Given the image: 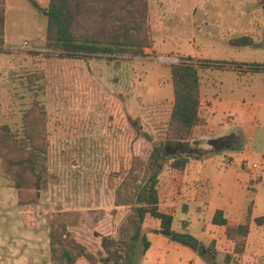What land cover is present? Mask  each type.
Listing matches in <instances>:
<instances>
[{"label":"rangeland","instance_id":"374dc122","mask_svg":"<svg viewBox=\"0 0 264 264\" xmlns=\"http://www.w3.org/2000/svg\"><path fill=\"white\" fill-rule=\"evenodd\" d=\"M260 2L264 0H149L152 33L162 50L109 59L31 55L28 50H45L47 16L41 9L49 0H6L5 46L23 52L0 49V124L21 128L24 111L39 99L47 110L50 144L44 159L47 187L36 204H18L16 189L8 186L0 167V264H66L50 243L51 230L63 226L100 258L98 264H173L179 259L214 264L202 243L215 248L221 260L230 256L233 264H264V225L253 220L246 244L240 246L227 236L226 227L212 221L215 211L223 209L229 225L243 223L250 202L253 218L264 215V139L254 145L213 140L198 127L191 147L170 148L172 153H196L197 143L209 152L191 158L194 164L186 176L168 164L161 171L162 206L176 202V214L192 223L185 230L176 222L180 235L167 237L148 232L159 226L148 215V252L142 239L132 249L127 245L130 206L118 202L146 179L138 175L143 151L133 145L136 132L128 118L138 119L142 131L152 136L148 141L144 135L146 143L157 144L173 106L171 65L189 57L184 55L197 57L195 62L225 58L264 63L260 45L236 47L220 40L222 35L254 32L256 20L264 24ZM205 80L202 112L207 116ZM235 111L231 121L264 120V106L258 114L249 103ZM230 120L226 118L228 127ZM253 170L259 179L251 181ZM77 264L90 263L81 258Z\"/></svg>","mask_w":264,"mask_h":264},{"label":"trees","instance_id":"16d2710c","mask_svg":"<svg viewBox=\"0 0 264 264\" xmlns=\"http://www.w3.org/2000/svg\"><path fill=\"white\" fill-rule=\"evenodd\" d=\"M33 3L38 7L35 1ZM41 10L47 16L45 50H28L31 55L47 58L130 59L145 56L146 48L153 46L149 0H49L48 6ZM5 22L6 0H0V49L23 52L21 49L13 50L5 46ZM229 42L245 46L252 44L254 38L245 33L231 37ZM193 59L195 58L189 56L171 65L173 106L168 120L161 127L156 145L146 143L152 141V136L142 131L138 119L128 118L136 132L133 145L142 146L143 151L138 175L140 178L141 175L146 177L137 191L118 201L130 206L124 233L130 232V235L126 234V243L131 249L139 239L144 242V250L150 245L147 236L143 234L147 215L159 221L157 232L170 237L180 235L174 229V224L178 221L182 222L186 230L189 228V220L179 217L174 207L161 209L159 175L167 164L176 172H184L191 158L209 152L197 143L194 147L196 153H172L170 148L191 147L196 128L208 123L207 116L202 112L200 69L226 66V62L208 63L199 59L195 62ZM230 66L252 71L264 70L263 66ZM29 79L30 87L34 90L33 76ZM39 89H43L42 84ZM47 130V110L39 99L34 100L24 111L21 128L14 130L7 123L0 124V167L8 177V186L16 189L20 206L38 203L42 191L47 187V164L44 162L50 144ZM144 135L151 139L147 141ZM184 210L188 211L187 206ZM253 220L258 225H264V215L253 218L252 202L248 205L245 221L238 225H229L223 209H217L213 216V223L226 226L227 236L240 246L246 244ZM50 243L52 250L59 252L61 260L66 264H77L81 258L90 264H98L100 261L86 245L70 236L66 226L51 230ZM206 252L211 258L217 255L215 248L206 247ZM227 258L229 260L230 256Z\"/></svg>","mask_w":264,"mask_h":264},{"label":"crops","instance_id":"0c3cea01","mask_svg":"<svg viewBox=\"0 0 264 264\" xmlns=\"http://www.w3.org/2000/svg\"><path fill=\"white\" fill-rule=\"evenodd\" d=\"M158 1L159 3L163 4L162 0H158ZM261 9L264 11V3L260 2V10ZM152 21H155V19L152 17L151 12H150L149 22H150L151 30L153 32ZM156 23L158 22L156 21ZM254 26H255L254 32L248 31V32H244L241 34L237 33L234 36L222 35L220 37V40L222 41V43L231 46L232 44L229 42V39L231 37H237L245 33L251 34L254 38V42L252 44L245 45V46H236V45H232V46L251 47V46L260 45L261 49H263L264 48V24L256 20ZM153 38H154V34H153ZM146 50L147 52L154 51L156 53H159L162 50V48H161V45L157 44L154 38L153 46L147 47ZM184 56H192V55H184ZM194 58L196 59L197 57H194ZM217 61L226 62V66L208 67L205 69H200L199 71L201 75V93H202V88H203L204 80H205L204 76L206 75V80H205L206 85H207L206 113H207L208 123L205 126H198V127H202L203 129H206L208 132L209 138L213 140H219L221 138H226L227 140H247V141H250V144L254 145L257 139L259 140L264 139V120L262 122L260 119L254 118L253 120L248 119V121L247 120L231 121L230 118H231L232 112H234L236 108H238V106L240 105L247 106L249 103V106L256 111V114H258L260 108L264 106V70L258 69V70L252 71L250 69H237L235 67L230 66V64H243V65H253V66H263L264 67V63H258L256 61L251 62L247 60L238 61L236 59H225V58L217 59ZM263 67H260V68H263ZM246 99H248L249 102H247ZM202 102H203V96H202ZM226 118L230 120L229 122L230 127L226 125ZM197 128L195 132L197 131ZM243 153L244 152H242V154ZM253 153L254 151H251V154ZM193 161L194 160L191 159L190 163L188 164L187 169L184 171V176H186L188 168L190 164L193 163ZM253 172L254 170L251 172V181L256 178V176L255 177L252 176ZM254 175H255V172H254ZM162 202H163L162 197H160V207L161 209L164 210L167 207L162 206L163 204ZM174 203L176 202L171 200V202H169V205H171L169 206V208L173 207ZM164 204H168V203L166 202ZM188 212L189 210L185 212V214H188ZM147 216L145 218L144 225H143V234H145L146 236H147V232H145V229L147 227L146 226ZM225 217H226V213H225ZM184 218H187L189 220V227H190V224L192 222L190 221L188 217H184ZM175 224H174V229L176 232H178L175 227ZM216 226H219V225H216ZM219 227H226V226L223 225ZM158 228L159 226L154 227L152 230L148 232L149 233L153 232L158 235H165L163 233L157 232L156 229ZM187 230H189V228ZM167 237H170V236H167ZM201 246L204 248V250H206V247L203 243L201 244ZM151 247H152V244L150 243L149 247L146 250H144V247L142 248L144 251L148 252V250L151 249ZM183 249L187 251L188 249H190V247L187 245H183ZM203 255L207 257L206 254L203 253ZM210 259H211L210 261H213L214 264H233L232 261H227L226 259L221 260V257L220 256L218 257L217 255L215 258H210ZM128 261L130 263V257ZM173 264H186V263H184L182 259H179L176 263H173Z\"/></svg>","mask_w":264,"mask_h":264},{"label":"built area","instance_id":"2783aa9c","mask_svg":"<svg viewBox=\"0 0 264 264\" xmlns=\"http://www.w3.org/2000/svg\"><path fill=\"white\" fill-rule=\"evenodd\" d=\"M24 47H29V44L26 42V43L24 44ZM243 166H244V167L247 166V161H244V162H243ZM256 167H258V165H257V163H254L252 168L255 169ZM252 176L255 177L254 173H252Z\"/></svg>","mask_w":264,"mask_h":264},{"label":"water","instance_id":"95a60500","mask_svg":"<svg viewBox=\"0 0 264 264\" xmlns=\"http://www.w3.org/2000/svg\"><path fill=\"white\" fill-rule=\"evenodd\" d=\"M219 140H227L226 138H221V139H219Z\"/></svg>","mask_w":264,"mask_h":264}]
</instances>
